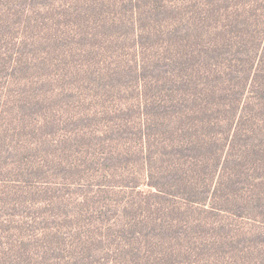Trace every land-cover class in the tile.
Segmentation results:
<instances>
[{"label":"rangeland","instance_id":"obj_1","mask_svg":"<svg viewBox=\"0 0 264 264\" xmlns=\"http://www.w3.org/2000/svg\"><path fill=\"white\" fill-rule=\"evenodd\" d=\"M139 1L140 7L135 13H127L125 21L135 23L136 30L143 33L145 29L154 30L161 41L168 40L167 35L175 31L180 54L187 53L188 57L190 51L195 55L207 52L205 59L211 56L214 63L224 53L232 54L243 42L248 47L256 46L260 32L264 33L260 18L264 8L256 7L261 0ZM250 9H258L256 22L251 26L244 21V11L248 13ZM18 15L0 20V53L9 44L15 46L5 53L7 57L0 67L15 61V55H9L23 48L17 40L34 37L38 31L53 37L50 48H30L31 55L38 56L34 58L35 65L51 76L57 87L52 91L43 89L53 94L46 120L54 119V108L60 117L58 125L48 127L38 112L42 126L30 137V141L37 143L33 146L36 151L31 168L39 162L52 166L53 175L49 178L59 182H52L48 192L58 190L68 200L58 204L53 216L50 207L38 209L36 205L33 212L37 221L29 225L31 186L18 169L12 168L14 163L0 166V194L8 193V198H0V237L9 248L13 247L12 252L0 253V264H264L262 110L252 120L258 128H250L247 117L233 121L231 128L232 120L214 106L215 115L208 119L214 130L212 143L202 139L191 142L189 131L181 147H177L178 132L169 133L162 144H151L152 138H159V126H152L149 111L156 108L151 110L150 106L157 107L156 97L162 95L165 85L156 79L157 72L149 75V69H140L137 63L163 55L164 43L132 49L128 38L118 35L127 31L128 26L110 28L104 24L112 17L105 8L92 7L89 17L83 13L77 23L68 26L48 22L44 13L29 15L27 20ZM36 22L41 29L33 28ZM75 26L80 28L81 38L71 29ZM221 33L225 44L222 46L219 41L213 53L208 47L221 38ZM195 59L191 56V62ZM114 73L119 75L115 79ZM9 79L10 84L13 78ZM119 79L123 81L114 89L113 84ZM2 81L0 78V86ZM67 86L75 96L60 93V87ZM18 92L17 88H8L0 96V125L4 129L8 122L12 128L19 126L17 121L11 123L12 108L22 97ZM3 102L10 107L9 119ZM65 106L69 110L65 111ZM77 112L93 114L95 139L81 141L70 134L71 126L65 119L70 117L73 121ZM37 118L27 116L28 126L5 132L4 142L13 145ZM93 152L97 170L88 162ZM147 156L152 159L148 164L144 163ZM3 161L6 155L0 150V165ZM146 165H150V170ZM181 168L191 169L199 195L206 196L203 189L216 181L207 180L203 173L216 177L221 172L223 182L216 192H206L210 197L205 201H187L174 195L177 187L172 185L171 172L180 174ZM64 172L72 174L60 177ZM159 176L164 177L159 182L164 194L145 185L146 180L158 181ZM52 233L61 238H53L49 243L45 235Z\"/></svg>","mask_w":264,"mask_h":264},{"label":"trees","instance_id":"obj_2","mask_svg":"<svg viewBox=\"0 0 264 264\" xmlns=\"http://www.w3.org/2000/svg\"><path fill=\"white\" fill-rule=\"evenodd\" d=\"M140 3L141 1L139 0H121L119 2L117 0H0V20H9L18 14V17L24 16L27 20L29 15L35 16V14L44 13V18L48 22L51 20L55 25L62 23V25L68 26L69 23H77L83 13L89 17L90 9L92 7H98L99 9H108L111 13L112 17L104 23L105 25H108L110 28L124 25L128 26L127 31L123 33L118 32V35L121 39L125 37L128 38L131 42L132 49L143 50L164 43L165 53L163 55L148 59H140L143 65H141L140 62L137 63L140 69L142 66L148 68L149 75H154V73L157 72L159 78L156 79H159L158 81H162L165 85L161 90L162 95L156 97L157 107L154 105L150 106L151 110L156 108L154 112L149 111V115L152 116L153 119L152 126H159V138H152L151 144L158 145L160 142L162 144L164 138L169 137V133L178 132L180 138L177 147H181L189 131L192 135L191 142L202 139L207 143H212L214 140V130L209 125L208 119H211V117L215 115L212 111L214 106L218 107L219 112L224 111L227 114L226 116L232 120L229 123L231 128L234 126L232 125L233 121L236 122L242 117H247L250 128H258L252 120L260 114L264 116V33L260 32L258 40V34L255 37L254 40L258 41L256 46H251V48L247 46V43L243 42L236 46L232 54L224 53V57L220 59L216 58L214 63L211 62V56L209 59H205L207 52L205 55H195L190 51V57H188L189 54L187 53L180 54V44L176 40L178 37L175 31L167 35L168 40H170L172 44L168 40H159V33L152 29H145L146 31L143 33L142 30H136L135 23L125 21L124 18L126 14L129 12L135 13V9L140 7ZM260 6L264 8V0H261L259 6L256 7L259 8ZM249 11L248 13L244 11V13H246L244 21L247 25L251 26V24H255L256 22V11H258V9L255 10V12L252 9ZM105 14H107V12H105ZM242 15L243 14H241V16ZM260 16L261 23L263 24L264 13ZM37 22L33 28H39ZM71 29H74L75 34L78 33V37H82L80 28L75 26ZM246 31L251 32L249 29H246ZM219 36L221 38H217L216 41L208 47L213 53L219 41H221L222 46L225 44V39H223L224 33L219 34ZM9 39L11 41V38ZM17 42L21 44L23 48L9 55V58L15 55V61L13 63L9 61V66L3 65L0 67V78L2 80L4 79V82L2 81V85L0 86V96L4 89H18V96L22 97L17 101V105L12 108L14 115L11 123L12 121H17L19 123V128L10 127L9 122L6 123L5 129L3 125H0V136H2L0 150L6 155V161L1 162L0 166L5 165V167H7V164L14 163L12 168L18 169L24 181H27L25 183L31 186V189L28 191L33 198L31 200L32 205L28 203L27 206V210L31 215L30 217L27 216L31 220L29 225H32L34 222L36 223L38 218L33 212V208L36 205L39 207L38 209L50 207L49 210L52 212L51 215L53 216L56 214L55 209L59 208L58 204L68 199L58 190L48 192L49 185L52 182H59L49 178L53 175L52 166L39 162L36 167L31 168L33 165L31 161L33 151H36V147L33 146L37 143L35 144L34 141H30V137L34 134L36 129L42 126V121L37 118L38 112L40 111L45 124H49L48 127L58 125L60 117L57 115L59 112L54 108L56 112L54 119L52 121L46 120L45 116L51 108L49 104L52 103L50 97L53 94H51L50 91L57 87L51 79V76H46L40 71V68L35 65L34 58L38 56H32L30 48L42 45L50 48L54 39L51 35L46 34L43 36L41 31H38L36 36L24 37L19 41L17 40ZM14 47V45L9 44L8 49L0 53V65L2 59H6L7 57L5 53ZM213 47H215V50ZM191 56L197 59L191 62ZM246 62L248 63L244 66ZM121 64L122 63L118 65V68ZM117 76H119L118 73H114L113 79ZM9 77L13 78V82L10 84L8 83L10 80ZM64 79L66 78L64 77ZM122 81L123 79H119L113 84V88L115 89L118 87ZM43 89H50V94L44 92ZM61 92H67L69 95L75 96L70 86L64 88L60 87V93ZM163 92L165 94H163ZM41 93L45 95H41ZM6 96L8 97L9 94ZM2 108L6 111V115L9 119L10 107L3 102ZM67 110L69 109L65 106V111ZM252 110L254 113H251ZM260 111L261 113L258 114ZM32 115L36 116V123L28 127L24 136L17 139L13 145L5 143L3 139L4 133H13L20 130V128L25 129L28 126L26 118ZM73 115L76 117L73 121L70 120V117L65 119L71 126L69 127L72 130L70 134L73 133L74 138L81 141L85 139H95V136L92 134V132L95 131L92 128L94 122L93 114L90 112H77ZM38 122H41V124ZM86 126L89 127V130L85 129ZM56 128L59 129V127ZM230 137L233 136L230 135ZM142 140L144 139L142 138ZM140 145L143 147L142 143ZM91 155L94 156L90 157L88 162L93 165L92 169L96 168L95 170H97V167H95L97 166L95 153L93 152ZM9 158L10 160H8ZM150 160L152 159L149 156L144 163L148 164ZM17 164H22L23 167L16 166ZM146 167L147 170H150V165H146ZM69 168H73L71 164H69ZM90 169L91 168H88L86 171L88 175ZM174 169L175 168H172L173 171ZM10 172L16 175L14 170H10ZM190 172L191 169L183 168L180 169V174L171 172L174 174L172 176V185L177 187V191H175L174 195L182 197L187 201H205L210 197V193L216 192L223 182L221 172H219L216 177L208 176L203 173V177L207 180L212 181L216 179V181H214L215 184L213 183V190H211L213 184H210L208 189H203L206 196L199 195V192H197L198 189L196 190L197 187L193 181L195 175H192ZM71 174L72 173L64 172L60 177H66ZM160 178L164 177L159 176L158 181H152L154 178L146 180L145 185L154 186L160 193L164 194L165 192L162 190L163 187L159 185V182H161ZM18 181L22 182V180L19 179ZM203 181L205 182L206 180ZM202 184L204 185L205 183ZM167 185L169 184H163V186ZM17 192H19L18 189ZM1 197L3 199L8 198V193L1 192L0 198ZM19 214L20 213H18L16 217L19 216ZM18 228L22 230L21 225H19ZM48 235H45V237L48 239L49 243L53 238H61L57 233ZM2 239L3 238L0 237V253L12 252L13 247L9 248ZM22 243H24V241Z\"/></svg>","mask_w":264,"mask_h":264}]
</instances>
